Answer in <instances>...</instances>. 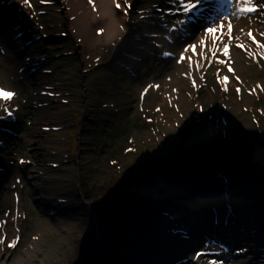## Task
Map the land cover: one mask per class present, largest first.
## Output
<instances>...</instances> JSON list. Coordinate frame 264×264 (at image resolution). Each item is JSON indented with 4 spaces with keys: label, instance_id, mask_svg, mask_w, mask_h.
<instances>
[{
    "label": "rangeland",
    "instance_id": "374dc122",
    "mask_svg": "<svg viewBox=\"0 0 264 264\" xmlns=\"http://www.w3.org/2000/svg\"><path fill=\"white\" fill-rule=\"evenodd\" d=\"M29 2L0 0V30L21 51L9 59L0 41V88L14 93L0 102L13 178L0 188V264H264V0L251 13L204 0L190 16L176 0H118L134 47L80 27L66 0ZM221 22L214 46L204 30ZM187 45L204 50L185 53L191 66L178 62ZM55 165L63 180L43 198L35 184ZM109 184L112 219L98 209Z\"/></svg>",
    "mask_w": 264,
    "mask_h": 264
},
{
    "label": "bare ground",
    "instance_id": "6f19581e",
    "mask_svg": "<svg viewBox=\"0 0 264 264\" xmlns=\"http://www.w3.org/2000/svg\"><path fill=\"white\" fill-rule=\"evenodd\" d=\"M116 4H119L118 0H92L90 3L89 0H66L67 9L70 10V16L74 18V21L76 20L79 22V26L82 27V25L86 26L88 31L91 30V33H102L101 36L105 39L106 43H113L114 41H117L119 43H122V46H131L134 47L136 44V41L128 36L129 33L132 32L130 30V25L127 22L128 17L126 16L124 9L120 5L119 8L116 7ZM73 21V22H74ZM136 31V30H134ZM12 32V31H11ZM0 41L1 43L6 47L7 49V57L9 59H15L20 54V48L17 46V43L12 36V34L9 32L7 28H3L0 30ZM128 53L132 54V52L128 51ZM0 102L5 103L6 100L3 98H0ZM46 126V125H45ZM34 137V135H32ZM56 145L59 151H64V144L65 141L60 138V140L56 139ZM46 148V147H45ZM49 148V147H47ZM5 155L2 156V166L0 168V175L5 176L7 179L5 183L0 180V188L4 189V191L7 189V185H12V181L8 179L9 172H8V166L6 164V151L9 149H4ZM43 150V149H41ZM44 151V150H43ZM1 163V161H0ZM38 161H35L32 169L29 170V175L32 178V180H39V174L40 170H38ZM35 168V169H34ZM52 168H55V174L49 173L48 176L44 177L43 183L40 185L42 179H40L39 183L35 184V187L37 188V191L40 196L44 198V194L47 191H50L52 194L53 189V180H63L62 178L58 177L60 172L64 171L65 168H60L59 166H54ZM8 172V174H7ZM65 181V180H64ZM68 181V180H66ZM46 184V185H45ZM47 197V196H45ZM175 199V195L173 197H168ZM198 201V200H197ZM183 204H179L177 206L178 209L183 208ZM181 210H178V212ZM182 218V215H180ZM258 219V218H257ZM247 220V226L245 227L246 231L250 233L255 232V228H253V224L251 222H254L253 219L250 216L246 217ZM210 228V227H209ZM246 234V240L244 241V248H252L253 246H250V243H254V237L252 234L249 233ZM201 240H204L203 234L201 235ZM250 248V249H251ZM251 252H254L251 249ZM187 262L188 264H198L196 262V257H183L182 261Z\"/></svg>",
    "mask_w": 264,
    "mask_h": 264
},
{
    "label": "snow or ice",
    "instance_id": "6c2138e0",
    "mask_svg": "<svg viewBox=\"0 0 264 264\" xmlns=\"http://www.w3.org/2000/svg\"><path fill=\"white\" fill-rule=\"evenodd\" d=\"M23 2L25 4H27L29 7H31V4H30L29 0H23ZM42 2H43V0H42ZM89 2L91 3L92 0H89ZM203 2H204V0H176L177 11H181L186 16L193 15V14H195L196 11H198V6L202 5ZM243 2H244L245 6L238 8V11L240 13H245V12L251 13V12H255L256 11V7L253 4V0H243ZM257 2H259V0H257ZM116 7L119 8L120 5L116 4ZM261 7H264V4H261ZM179 23H184V21H179ZM223 29H224L223 22L219 23L216 26L206 27L205 30H204V36L206 37L208 35H212L213 36V45L215 46V44L217 42L216 34L219 32L220 33V37L222 38L223 35H224ZM231 31H232L231 30V24L229 23L228 24V40H229V43L232 40ZM248 36H249L250 39H252V34H251L250 31L248 33ZM253 42L255 43V40H253ZM200 44L203 45L206 48L207 47L206 39L202 38L201 41H200ZM257 46L258 47H264V45H259V44ZM236 47L244 48L245 46L243 44H237ZM228 48H229V44L228 43L224 44L223 55L226 56V57L228 56ZM196 49H197L196 45H187L184 48V51L181 53L178 62H182L185 58H187L189 60V62H190V66H191V57L190 56L186 57L185 53H187L189 50H191L193 55H199L201 57L204 56L203 48L201 49L200 52H197ZM217 50L218 49H216L215 47H213V49H211L212 54H213L214 57L216 55V51ZM164 55H169V53L166 52V53H164ZM249 55H252V53L249 52ZM219 62L223 63V61H219ZM209 63H211V61H209ZM196 67L199 68V65L197 64ZM228 70L230 72L233 71V69L230 66H229ZM224 79L227 80V77H225ZM237 79H239V78H237ZM193 84L195 86V81H193ZM225 90H227V89H225ZM237 92L239 93V89H237ZM13 95H14V93H12L10 91H5L4 89L0 88V98H3V99H5L7 101V100H11ZM4 111L7 112L9 116L12 115V112L9 111L6 107H5ZM17 239L12 240V242L8 244V247L9 248L15 247V245L17 243ZM34 239H35V237H34ZM0 242H2V241H0ZM201 254L202 253H197V256H199ZM209 264H217V262L216 261H209Z\"/></svg>",
    "mask_w": 264,
    "mask_h": 264
},
{
    "label": "trees",
    "instance_id": "16d2710c",
    "mask_svg": "<svg viewBox=\"0 0 264 264\" xmlns=\"http://www.w3.org/2000/svg\"><path fill=\"white\" fill-rule=\"evenodd\" d=\"M40 44V46L42 47V43L40 42L39 43ZM43 44H44V42H43ZM44 48V47H43ZM46 48V47H45ZM109 186H112V192H110V190H109ZM116 186L114 185V184H112V185H108V189H107V191L106 192H104V193H102V200H100V202H99V206H98V209H102V211H103V213H105V214H107L108 216H110L111 217V219L112 218H114V214L112 213V211H110L111 210V208L112 207H108V205L106 204L105 205V200H108V199H110V194H112V193H115V190H116V188H115ZM104 201V202H103ZM102 206H104V208L105 209H103L102 208ZM132 215V214H131ZM93 238V237H92ZM92 238L89 240V243L90 244H94V241L92 240ZM94 246H96V245H94ZM95 249V248H94ZM122 253H125V252H118V254H119V258H121L122 257ZM124 261V260H123Z\"/></svg>",
    "mask_w": 264,
    "mask_h": 264
}]
</instances>
